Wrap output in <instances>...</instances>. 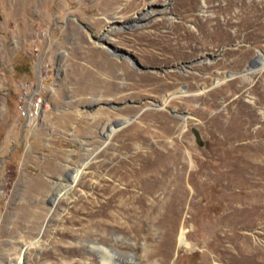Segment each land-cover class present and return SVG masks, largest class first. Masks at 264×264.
I'll return each instance as SVG.
<instances>
[{
	"label": "rangeland",
	"instance_id": "374dc122",
	"mask_svg": "<svg viewBox=\"0 0 264 264\" xmlns=\"http://www.w3.org/2000/svg\"><path fill=\"white\" fill-rule=\"evenodd\" d=\"M257 56L264 0H0V264H101L91 241L118 264H243L224 248L264 246V218L226 204L264 205ZM42 62L28 124L17 85ZM141 167L162 181L137 183Z\"/></svg>",
	"mask_w": 264,
	"mask_h": 264
},
{
	"label": "bare ground",
	"instance_id": "6f19581e",
	"mask_svg": "<svg viewBox=\"0 0 264 264\" xmlns=\"http://www.w3.org/2000/svg\"><path fill=\"white\" fill-rule=\"evenodd\" d=\"M256 60L259 62L258 64L261 66V68H264V59L262 57H256ZM234 169V173L237 172V170ZM162 171V170H161ZM158 172V171H154L152 173H147L148 171H146V169L144 167H141L138 169V172H135V174L138 176L135 181L137 183H141L145 180H149L152 179L154 183H158V181H162V179H160V175L162 176V172ZM164 171V170H163ZM167 171V170H166ZM232 173L233 170L231 169ZM229 170V172H231ZM165 173V172H164ZM134 174V173H133ZM133 176V175H132ZM252 178V177H251ZM133 180V179H132ZM146 182V181H145ZM152 183V182H151ZM139 185L136 184L135 187H138ZM224 190L225 192L229 190H231V188H234L236 186V178L235 176L233 177H227L226 178V182L224 183ZM136 199H138L136 201V203L139 201L141 203H139L137 206L138 207H134L135 209H140L139 213H142L141 215L143 216V218L145 219L144 221L148 222L150 220V212H146V209H144V206H146L145 200L143 198V195L137 196ZM236 201H227L226 204V209H227V214L226 216H228V218L230 217L231 220L233 221H240V218L238 219L237 215L238 213H246L248 212V215L250 216V221L254 220L255 218L260 219V217L264 218V205H260V204H255L254 206H245L242 202L239 203V205L237 204ZM106 204V203H105ZM149 206V205H148ZM135 209L131 210V212H135ZM99 216H101L102 218L97 219L96 221H94L95 226H97L100 229H103L104 231L108 230L109 228H111L109 225L112 221L113 222V216L109 215L107 213V206L106 205H101L96 211H95ZM107 216H109V218H111V221L107 222V219H105ZM243 221V220H242ZM111 223V224H112ZM264 224V222H263ZM248 225V224H245ZM115 226V224H114ZM112 226V228L114 227ZM133 226V225H132ZM225 227H229V229L226 230H222V233H214V238L216 241H218L219 244L224 243L225 241H230L232 242V240L236 237L235 233H232L230 228H232V224L231 221L230 222H226L225 223ZM131 228V226H130ZM220 229H222L220 227ZM181 240H184L185 234H182L181 236ZM250 238V237H249ZM248 238V240H249ZM257 238V237H256ZM182 240V242H183ZM255 241V239H254ZM246 245L245 246H234V247H227L224 248L225 252L231 253L232 251H235L234 253L236 254V257L239 259V261L241 260V262L243 264H264V246L259 245V244H254L253 242L250 241H246ZM264 242V241H263ZM234 243V242H233ZM235 244V243H234ZM245 244V243H244ZM91 245L97 250L98 254H99V259H100V263L101 264H118L112 257V251H117L115 248H113L112 245H106V244H99L97 242L91 241ZM27 247V246H26ZM26 247L23 248V253L24 250L26 249ZM233 254V253H232ZM166 262V261H165ZM234 264L238 263L233 262ZM18 264H23V256L22 258L19 260Z\"/></svg>",
	"mask_w": 264,
	"mask_h": 264
},
{
	"label": "built area",
	"instance_id": "2783aa9c",
	"mask_svg": "<svg viewBox=\"0 0 264 264\" xmlns=\"http://www.w3.org/2000/svg\"><path fill=\"white\" fill-rule=\"evenodd\" d=\"M51 68L48 62H42L36 69V78L33 85L24 80L17 85L16 110L28 124L36 123L38 117L47 107L41 92L44 81L51 77Z\"/></svg>",
	"mask_w": 264,
	"mask_h": 264
},
{
	"label": "water",
	"instance_id": "95a60500",
	"mask_svg": "<svg viewBox=\"0 0 264 264\" xmlns=\"http://www.w3.org/2000/svg\"><path fill=\"white\" fill-rule=\"evenodd\" d=\"M259 62L256 60V57H254L250 62H249V66L253 67L255 65H257Z\"/></svg>",
	"mask_w": 264,
	"mask_h": 264
}]
</instances>
